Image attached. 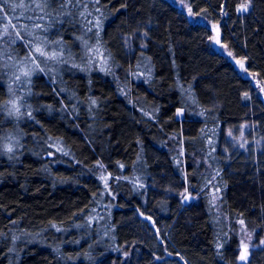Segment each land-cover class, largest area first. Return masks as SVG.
<instances>
[{
  "label": "trees",
  "instance_id": "trees-1",
  "mask_svg": "<svg viewBox=\"0 0 264 264\" xmlns=\"http://www.w3.org/2000/svg\"><path fill=\"white\" fill-rule=\"evenodd\" d=\"M186 1L0 0V264H264V0Z\"/></svg>",
  "mask_w": 264,
  "mask_h": 264
},
{
  "label": "rangeland",
  "instance_id": "rangeland-1",
  "mask_svg": "<svg viewBox=\"0 0 264 264\" xmlns=\"http://www.w3.org/2000/svg\"><path fill=\"white\" fill-rule=\"evenodd\" d=\"M173 2L177 3L179 6L182 7L193 19L194 16L191 14V9L189 7V4L186 0H172ZM249 8L247 5H242L240 7L241 11H247ZM18 38V34L16 32V27L14 24H5L0 27V39H6V40H14ZM38 48L41 49L42 52H45V49L40 46ZM37 52V51H36ZM36 54V53H35ZM39 55V53H37ZM55 57H59L58 54H55ZM24 62V61H23ZM19 62L16 60H13L10 62L9 67V76H10V86H11V94H10V107L14 109L13 111L17 112V116L23 118L22 113H19L21 111L22 105V99L21 96L25 94V96H32V91L28 87L25 88V86L29 83L30 79L34 75V61L32 62ZM15 65V67H14ZM27 73V75H25ZM254 80L255 85L258 87L259 93L261 97L264 99V84L258 80L255 77H252ZM179 115H182V111H179ZM249 125H244L241 127L240 131L235 132V130L229 131V146L231 148H242L246 147L249 144ZM49 155L51 158L55 160H63L68 158L65 150L63 149L61 143H57L54 146V149L49 152ZM98 174L101 178L103 184L106 187V190H109V182L111 180L110 173L103 167H98ZM202 194L196 193L193 194L192 192L186 190L183 193V200L185 203H192L200 201ZM210 196L213 199V202L215 204L217 203V198L219 197L218 191L216 187H212L210 191ZM235 230L240 236V246L238 249V255L239 259L243 256L245 261H249L251 257L254 254V250L256 249L253 244V234L247 230V227L245 228V225L242 221H237L235 223ZM242 259V261L244 260ZM242 261H240L242 263Z\"/></svg>",
  "mask_w": 264,
  "mask_h": 264
},
{
  "label": "water",
  "instance_id": "water-1",
  "mask_svg": "<svg viewBox=\"0 0 264 264\" xmlns=\"http://www.w3.org/2000/svg\"><path fill=\"white\" fill-rule=\"evenodd\" d=\"M238 68L239 69H244V64H239L238 65ZM150 219V222L153 223V220L151 218ZM243 257V256H242ZM240 261H242V258L240 259ZM243 264H247V261H245V259L242 261Z\"/></svg>",
  "mask_w": 264,
  "mask_h": 264
},
{
  "label": "snow or ice",
  "instance_id": "snow-or-ice-1",
  "mask_svg": "<svg viewBox=\"0 0 264 264\" xmlns=\"http://www.w3.org/2000/svg\"><path fill=\"white\" fill-rule=\"evenodd\" d=\"M36 51L39 52L42 56L46 55V53L42 52L40 48H37ZM25 75H27V73ZM241 258L244 259V257Z\"/></svg>",
  "mask_w": 264,
  "mask_h": 264
}]
</instances>
